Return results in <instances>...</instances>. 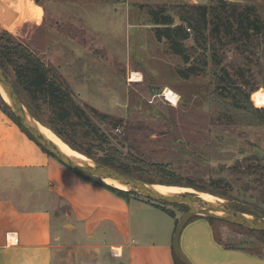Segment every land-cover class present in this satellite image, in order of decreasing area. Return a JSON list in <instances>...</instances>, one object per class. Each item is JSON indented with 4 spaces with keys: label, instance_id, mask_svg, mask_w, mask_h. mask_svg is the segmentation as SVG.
Masks as SVG:
<instances>
[{
    "label": "rangeland",
    "instance_id": "obj_1",
    "mask_svg": "<svg viewBox=\"0 0 264 264\" xmlns=\"http://www.w3.org/2000/svg\"><path fill=\"white\" fill-rule=\"evenodd\" d=\"M177 1L0 0V34L28 45L70 84L79 102L108 116L103 121L92 115L107 141L100 149L93 147L90 159L104 156L159 188L210 193L225 205L264 216V155L255 150L264 152V39L246 53L234 44L221 48L234 79L243 81L238 71L245 70V80L256 88L250 102L261 112L255 115L247 101L242 108L218 97L210 73L179 78L180 58L156 39L149 15L138 8L140 3ZM227 1L264 6V0ZM133 72L142 79L131 80ZM8 74L14 80L11 68ZM166 88L178 95L176 105L167 100ZM167 181L171 185L161 183ZM4 186L0 179V189ZM38 205L33 200L29 207ZM170 207L180 218L185 213ZM214 226L225 245L264 254L263 235L227 222ZM53 229L61 235L55 240L54 264L99 263L79 244V233L62 227L57 210ZM105 250V259L113 262Z\"/></svg>",
    "mask_w": 264,
    "mask_h": 264
},
{
    "label": "crops",
    "instance_id": "obj_2",
    "mask_svg": "<svg viewBox=\"0 0 264 264\" xmlns=\"http://www.w3.org/2000/svg\"><path fill=\"white\" fill-rule=\"evenodd\" d=\"M0 179L5 181L0 264H54L55 240L61 235L53 229V210L65 230L81 235L79 244L93 252L98 264H177L173 242L180 216L83 178L46 152L1 107ZM33 200L39 201L37 207H29ZM179 244L192 264H264L263 255L225 246L204 216L186 224ZM105 249L113 262L105 259Z\"/></svg>",
    "mask_w": 264,
    "mask_h": 264
},
{
    "label": "trees",
    "instance_id": "obj_3",
    "mask_svg": "<svg viewBox=\"0 0 264 264\" xmlns=\"http://www.w3.org/2000/svg\"><path fill=\"white\" fill-rule=\"evenodd\" d=\"M36 1L39 2V0ZM125 1L120 0V2ZM138 8L140 13L149 15L150 21L148 23L152 25L151 28L156 39L159 42H164L167 50L180 58L181 62L175 68L180 79L190 80L193 77L210 73L214 77V93L218 97L231 98L236 107L244 108L243 101L250 103L246 105L247 107L252 106L251 94L256 88L250 86L245 80V74H243L245 70L238 71L239 75L244 78L243 81L234 79L230 67L224 65V55L221 53V48L234 44L242 48L243 53H246L252 45H257L255 41L264 39V6L256 3L242 4L227 0H211L206 3H191L180 0L174 4L171 2L156 5L140 3ZM0 66L7 72L8 68L12 69L17 92L31 115L37 121L51 128L73 149L91 157L93 147L100 149L107 141L105 133L94 123L92 115L103 121H106L108 116L100 114L95 108H90L88 105L79 102L70 84L54 73L52 68L28 45L12 37L5 39L4 34H0ZM0 107L35 140L19 123L10 104L3 98L1 92ZM250 108V112L255 115L261 112L259 108L253 106ZM42 148L48 152L44 147ZM97 162L149 182L136 175L128 166L118 165L107 157L103 156ZM74 171L83 178L126 199L141 197L131 190H123L107 184L98 177L78 170ZM161 183L171 185V181ZM188 186L199 187L192 182H189ZM143 199L161 206L169 214L177 217L176 211L170 207L171 204ZM174 206L180 207L185 212L188 210L185 205ZM241 211L251 213L246 210ZM196 217L199 216H195L191 220ZM206 218L212 224L217 221L224 222ZM178 222L179 218H177ZM249 231L264 236L263 231ZM227 247L248 250L239 246ZM260 255L264 256V254ZM175 258L177 264H183L176 255Z\"/></svg>",
    "mask_w": 264,
    "mask_h": 264
},
{
    "label": "water",
    "instance_id": "obj_4",
    "mask_svg": "<svg viewBox=\"0 0 264 264\" xmlns=\"http://www.w3.org/2000/svg\"><path fill=\"white\" fill-rule=\"evenodd\" d=\"M0 84L9 96V104L19 123L32 135L35 141L54 155L60 162L71 169L81 171L91 176L98 177L106 182L107 179L115 180L143 198L154 202H166L171 205H185L188 210L181 216L176 227L173 250L175 255L183 264H192L190 259L182 251L179 241L183 228L195 216H204L222 220L233 225L247 228L249 230L264 232V216H259L235 209L220 201H209L193 192H169L162 193L153 187V183L135 178L109 165L88 159H81L64 152L51 139L45 136L39 129L37 121L29 112L21 99L14 80L0 66ZM264 155V152L255 148Z\"/></svg>",
    "mask_w": 264,
    "mask_h": 264
},
{
    "label": "bare ground",
    "instance_id": "obj_5",
    "mask_svg": "<svg viewBox=\"0 0 264 264\" xmlns=\"http://www.w3.org/2000/svg\"><path fill=\"white\" fill-rule=\"evenodd\" d=\"M142 79V75L138 72H133L132 73V78L131 80L135 81L138 80L140 81ZM0 89L3 92V94L6 96V98H4L7 102H9V96L6 92V90L3 88V86L0 84ZM167 96V100L170 101L172 104L176 105L177 101H178V95L171 89V88H166L165 93ZM3 96V95H2ZM39 129L41 130V132L47 136L49 139H51L56 145L59 146V148H61L64 152L74 155L78 158L81 159H88L87 156H85L84 154L80 153L79 151L73 149L69 144H67L63 139H61L57 134L45 129L43 127V125L41 123H39ZM107 184L113 185L117 188L123 189V190H127V186L112 180V179H107L106 180ZM153 187L155 189H157L158 191L162 192V193H169V192H190L189 189L187 188H183V187H176V188H168V187H164V188H159V185L154 184ZM199 196H201L202 198H205L209 201H220L221 198L214 196L210 193H206V192H200L198 193Z\"/></svg>",
    "mask_w": 264,
    "mask_h": 264
},
{
    "label": "built area",
    "instance_id": "obj_6",
    "mask_svg": "<svg viewBox=\"0 0 264 264\" xmlns=\"http://www.w3.org/2000/svg\"><path fill=\"white\" fill-rule=\"evenodd\" d=\"M114 254L115 255H118L119 254V251L118 250H114Z\"/></svg>",
    "mask_w": 264,
    "mask_h": 264
}]
</instances>
